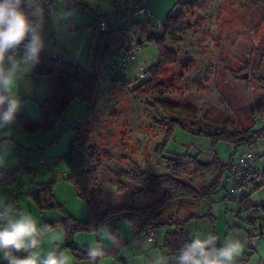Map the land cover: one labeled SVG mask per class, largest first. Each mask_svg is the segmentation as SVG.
<instances>
[{
  "label": "rangeland",
  "instance_id": "1",
  "mask_svg": "<svg viewBox=\"0 0 264 264\" xmlns=\"http://www.w3.org/2000/svg\"><path fill=\"white\" fill-rule=\"evenodd\" d=\"M114 2L44 0L43 50L85 67L88 53L91 51L94 54L100 35V31L94 30L92 25L94 16L98 14L110 22ZM144 4L153 13L156 24L162 23L172 12H179L183 14L187 27L176 44H167L176 53V60L162 71L159 87L144 89L139 94L133 92L140 85L136 78L138 71L142 67L146 80L150 79L149 69L155 64L158 54L153 43H145L136 63L128 68L133 72L131 80L124 78L121 84L111 85L98 79L99 87L90 110H86L84 102L76 99L51 131L27 133L23 130L30 136L21 147L0 141L3 144L0 171L9 170L12 174L9 179L0 182V202L12 204L13 215L30 213L38 227L54 223L53 232L46 235L35 250L40 256L55 247L60 250L63 245V212L76 220L88 219L87 204L76 195L71 183L64 181L66 165L60 156L74 137L73 130L66 127L85 121L92 125V143L97 147L101 161L97 168L94 194L100 208L107 210L146 206L163 193V189L156 190L135 202L132 197L139 188L115 172L130 170L135 164L153 174L163 172L155 150L169 129L167 119H179L192 132L175 131L167 145L168 157L199 154L202 162L209 163L213 158L207 154L208 150L217 155L223 166H228L230 160H236L246 152L248 145L212 144L210 140L195 135V128L243 132L261 124L253 110L264 102V0H144ZM50 6L54 11L50 10ZM102 54L105 58L100 64L101 69L109 58L105 52ZM74 91L78 92V89L74 88ZM252 147L255 148L256 161L248 179L254 180L256 186L249 182L244 193L251 206H259L264 204V141ZM184 179L198 190L207 189L215 182L218 186L210 200L207 203L203 201L197 210L202 215L212 214L213 226L190 223L187 236L192 239L193 236L205 238L213 234L218 237L217 246H220L225 238L239 233L246 246L236 264L264 262V237L253 248L247 241L248 235L258 233L264 221L256 219L252 225L246 221L243 212L236 221L231 218L236 206L225 198L233 180L229 171L225 169L219 173L214 168L198 173L192 171ZM50 182L55 201L63 211L59 208L39 210L30 197L35 184ZM200 202L186 199L169 204L162 210L161 222L173 220L174 215L186 216L190 208H196ZM114 226H117L122 238H131L133 231L125 222H110L100 228L99 234L76 233L75 244L83 246L84 250L96 244L109 248L114 238L108 232ZM164 229L165 226L156 228L155 234L156 231L163 234ZM155 239L158 240V236ZM161 249L166 256L167 251ZM62 251L75 260L69 251ZM20 254L23 257L28 255L23 251ZM120 254L121 251L117 253L119 258ZM242 258L246 260L242 262ZM100 259L108 264L113 257ZM4 261L0 253V263Z\"/></svg>",
  "mask_w": 264,
  "mask_h": 264
},
{
  "label": "trees",
  "instance_id": "2",
  "mask_svg": "<svg viewBox=\"0 0 264 264\" xmlns=\"http://www.w3.org/2000/svg\"><path fill=\"white\" fill-rule=\"evenodd\" d=\"M115 1L114 4L118 3L117 1L120 0ZM128 1L129 0H122L123 6H118L112 13L114 23L119 26L118 31H112V24L110 22H108V31H100L97 44L94 48L93 55L96 62L94 65L82 67L74 63L60 60L57 57L40 53L39 63L33 66V73L38 77H45L48 79V95L39 104V118L37 121H32L26 115L17 118L19 126L25 132L35 133L40 130L47 132L51 131L53 127L59 123L63 114L76 99L85 103L86 110L91 109L99 87L96 68L100 66L99 61L102 56L101 42L115 32H119L121 39L125 40L126 38L122 33L126 30L125 24L127 22L132 23L130 31L133 36H130L123 46L129 44L131 40L140 44L141 48L145 43H153L158 52L157 62L149 69L150 79L139 80L140 85L133 92L139 94L144 89L159 87L158 80L162 71L176 60V53L169 49L167 44L168 42L176 44L179 41V37L183 35L187 29L183 14L172 12L163 21L164 24L161 31L155 34L154 30L158 24L155 23L153 17L150 20L143 21L132 17L131 14L130 16L127 15ZM140 1L144 4V0ZM50 10L54 11V8L50 6ZM99 19L100 16L95 19L93 24L94 30L97 29L96 23ZM144 37H147L145 41H143ZM117 51H115L112 57L116 55ZM74 88H77L78 92H75ZM253 113L255 114V118L261 122L260 126L255 129H248L243 132H230L227 129L210 130L207 127L202 129L199 127L197 129L195 128L196 132L194 134L198 137L210 140L212 144L224 142L235 147L248 145L250 148L257 142L264 141V102L260 103L253 110ZM167 120L169 122V129L165 132L163 140L156 146L155 150V154L164 168L163 172L160 174H153L140 168L136 164L130 170L115 172L118 176L139 188L132 197L135 202L143 200L156 190L163 189V193L159 198L146 206H124L107 210H102L100 208L94 194L97 168L101 165V161L99 158V151L92 143V125L89 121H85L76 123L72 127H66L67 129L73 130L74 137L68 144L64 154L60 156L66 165V179L64 181L71 183L76 195L87 204L88 219L86 221H80L72 218L65 212L62 213L63 218L61 224L65 231V240L61 248L62 250L69 251L76 260H87L86 250L75 246V234L79 232L99 234L100 228L110 222H125L135 233V237L131 241L124 240L120 236L117 226H114L108 232V234L114 238L113 247L106 250L103 257H115L125 246L132 243L137 236H143L144 238L145 229L148 226H153L154 229L165 226L167 230L163 237V248L171 254H177L182 245L188 241L181 228L189 219L193 218V216H189V218H186L182 222H176L175 225H173L169 221L161 222L162 210L173 202L186 199L198 202L209 201L211 194L217 190V182L210 185L207 189L202 188L198 190L187 183L184 177L191 175L192 171L198 173L202 170H210L212 168L219 173L227 169L232 177L230 166L235 160H230L228 166H223L220 165V161L216 154L215 158L209 163L202 162L199 159V154L191 156L185 153L179 157H168L166 155L167 145L172 140L175 131L180 129L186 133L192 132L186 129L177 118H170ZM163 121L166 122L164 119ZM61 130L64 131L63 128ZM252 172L251 165L245 172V187L249 182H252L256 186L254 180L249 181L248 179ZM11 175V171L9 170L0 171V182L9 179ZM30 197L39 210L59 208L63 211L61 206L55 201L52 182L35 184L34 189L30 192ZM225 198L229 199L228 191L226 192ZM241 203L243 212L251 211L252 215L255 216L257 220L264 221V204L251 206L248 201V196H246L245 193L242 196ZM245 219L249 222V219ZM249 223L253 225L254 221H250ZM47 225L53 228L54 223L49 222ZM172 225L174 226L173 229H171ZM258 233L264 237V223L259 226ZM250 236L252 235H248V237ZM14 254L20 258H24L20 252ZM245 260V258L241 259L242 262ZM0 264H7V261Z\"/></svg>",
  "mask_w": 264,
  "mask_h": 264
},
{
  "label": "clouds",
  "instance_id": "3",
  "mask_svg": "<svg viewBox=\"0 0 264 264\" xmlns=\"http://www.w3.org/2000/svg\"><path fill=\"white\" fill-rule=\"evenodd\" d=\"M44 20V0H0V133L4 135L11 134L22 107L17 86L23 68L38 64L45 47ZM12 208V204L0 202V253L7 264H71V257L62 250L37 254L35 250L42 239L53 229L47 224L38 227L30 213L13 215ZM217 240L213 234L205 238L194 236L182 245L178 256H155L150 264H236L246 241L239 233L225 238L220 246ZM146 241L153 243L151 234ZM22 251L28 253L24 258L14 254ZM86 255L90 264H95L105 255V248L100 244L90 246Z\"/></svg>",
  "mask_w": 264,
  "mask_h": 264
},
{
  "label": "crops",
  "instance_id": "4",
  "mask_svg": "<svg viewBox=\"0 0 264 264\" xmlns=\"http://www.w3.org/2000/svg\"><path fill=\"white\" fill-rule=\"evenodd\" d=\"M113 5H114V11H115V9L118 6L119 7L123 6V2H122V0H120V1H118V3L113 4ZM99 16L100 15L95 14L92 25L94 24L95 19ZM110 23L112 24V31H118L119 26L116 23H114L113 19L110 21ZM124 44H125V40L121 39V37L119 36V32L112 33V35H110V37H107V39H105L104 41L101 42L102 52L103 53L105 52L107 55H109V58H111L112 55L115 53V51H117ZM90 50H91V48H90ZM41 54L51 55V56L57 57L60 60L66 61L63 57L56 55V54H53V53L45 52L44 50L41 51ZM104 58H103V54H102L101 60L99 61L100 64L104 62ZM157 60H158V58H156L155 63L157 62ZM66 62L79 65L74 60L73 61H66ZM95 63L96 62H95L94 55H92L91 51H89L85 67H89L91 65H94ZM131 73L133 74V72H130V70H129L128 73L125 75V78L127 80H131V78H130ZM21 75H22V78L18 81L17 94L19 95V97L22 101V107L16 116L15 123L11 127V134L10 135H4L3 133H0V141H5L9 144L18 145L19 147L23 146L24 145L23 143L28 141V138H29L28 136H30V135L25 134L23 129L19 126V124L17 122V118L19 116L26 115L32 121H37L39 118V104L47 97L48 87H49V81L47 78L38 77V76L34 75L33 66H27V65L24 66ZM23 140H24V142H23ZM258 143H256L254 145V147L257 146ZM204 202L207 203L208 201H204ZM204 202L201 201L200 204L196 208L191 207L190 211L186 213V216L181 217L178 215H174V219L169 221L170 223L175 225L176 222H182L186 218H189V216H193V218L189 219L188 222L186 224H184L181 228L183 230V234L185 235L187 240L191 239L186 234L187 228L190 225V223L196 222L197 225H199V226H202V223H203V227H207V226L212 227L213 226L214 217L212 216V214L202 215L201 212L197 211L200 209L201 203H204ZM206 220L208 221V223H205ZM206 224H208V225H206ZM173 225L171 226V229L174 228ZM164 230L165 231L163 234H158L156 231L155 237L158 236V240L155 239V243L153 245L152 244L149 245L147 242H145V240L143 239V236H137L136 239L132 243L128 244L127 246H125V248H123L121 250V254H120L121 257L120 258L116 255L115 257H113L111 262L108 264H134L135 260H137V263H135V264H150V261L153 257L159 256L160 254L165 256L162 253V249H161V248H163V237H164V234H165L167 229H164ZM134 237H135V233L133 232L131 238H129V239L123 238V239L126 241H131L132 239H134ZM100 240L101 239H99V241ZM77 242H78V239H76V243ZM77 247L84 249L83 246H77ZM112 247H113V244L109 248L108 247H106V248L104 247V248L106 251V250L111 249ZM61 248H62V246H61ZM61 248H60V250H62ZM57 249H59V248H57ZM57 249L55 247L53 250H57ZM166 256L169 258H172V257H175L176 254H171V253L167 252ZM72 260L73 259H71V264H90V262L88 260H86V261L85 260L79 261L76 259H75L76 261L75 260L72 261ZM77 261H79V262H77ZM261 263H264V262H261ZM95 264H107V263H105L104 261L102 262V260L100 258H98Z\"/></svg>",
  "mask_w": 264,
  "mask_h": 264
},
{
  "label": "built area",
  "instance_id": "5",
  "mask_svg": "<svg viewBox=\"0 0 264 264\" xmlns=\"http://www.w3.org/2000/svg\"><path fill=\"white\" fill-rule=\"evenodd\" d=\"M135 17L137 19L147 21L153 17V13L150 9L145 6L140 0H129L128 1V9L127 15ZM131 22H127L125 24L126 30L123 31L122 35L126 39L130 36H133L131 33ZM164 22L158 24L154 30V33L157 34L161 31ZM96 28L99 31L106 32L109 28L108 20L105 18H100L96 23ZM147 37L143 38L145 41ZM141 52L140 44L131 40V42L123 47H121L116 55L107 60L106 65L103 69L98 66L96 68V73L98 75V79L106 80L111 85H119L124 80L125 74L128 71L130 65L136 63L137 57ZM137 80H146L145 70L141 67L137 73ZM3 148V144L0 143V149ZM207 154L210 155L213 159L215 158V153L207 150ZM256 161L255 148L250 147L246 150V152L240 154L237 159L232 162L230 168L232 173V183L228 190V197L231 202H233L236 206V210L232 212L231 218L233 221H236L240 218V213L242 210V196L244 194L245 188V172L246 170ZM245 217L250 221H255V216L252 215L251 211L243 212ZM151 234L153 243H155V229L153 226H148L145 229L144 240ZM262 238L259 233H256L250 237H248L247 241L249 246L252 248L256 246L257 242ZM147 242V241H146Z\"/></svg>",
  "mask_w": 264,
  "mask_h": 264
},
{
  "label": "water",
  "instance_id": "6",
  "mask_svg": "<svg viewBox=\"0 0 264 264\" xmlns=\"http://www.w3.org/2000/svg\"><path fill=\"white\" fill-rule=\"evenodd\" d=\"M244 77L246 78V75H244Z\"/></svg>",
  "mask_w": 264,
  "mask_h": 264
}]
</instances>
